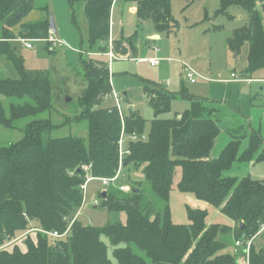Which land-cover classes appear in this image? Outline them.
<instances>
[{
    "label": "trees",
    "instance_id": "1",
    "mask_svg": "<svg viewBox=\"0 0 264 264\" xmlns=\"http://www.w3.org/2000/svg\"><path fill=\"white\" fill-rule=\"evenodd\" d=\"M134 1L138 18L152 21L158 33H168L175 26L174 0ZM180 1L188 7L205 0ZM260 1L261 10L257 0H221L217 11L230 16L229 8L241 7L248 13L250 25L236 29L227 42L236 53L249 44L246 75L264 70V0ZM66 2L75 25L76 7L85 8L88 52H104L102 42L110 38L114 0ZM35 10L50 15L49 5L38 6L36 0H0V56L19 74L18 79H0V95L17 100L8 111L0 101V123L9 129H23L26 135L22 142L0 145V264H114L103 235L109 239L118 264H236L232 254L224 253L227 243L217 238L231 231L236 238L252 237L264 226V181L230 175L238 162L264 161V152L257 156L263 146L261 133L245 125L229 130L231 141L221 156L214 158L221 128L213 118V109L203 100L188 98V110L180 117L176 114L166 119L162 116L170 112L177 95L162 86L145 88L154 112L151 130L146 141L129 143L131 154L125 164L144 166L146 181L160 200L150 201L141 189L142 183L138 184L140 189L128 193L111 186L100 193L102 204L111 212H125L126 222L115 221L103 227L83 225L75 216L84 204L86 167H91L95 178L114 177L123 128L128 135H143L146 120L136 112L121 115L115 106L93 108L107 78L91 76L87 62L82 61L83 68L78 72L86 71V82L78 99L79 113L72 122L87 123V137L56 138L53 133L59 126L52 120L32 121L52 109L55 89L67 86L58 82L59 78L53 79L50 72L27 70L18 46L12 44L18 39L48 38L50 18L23 22ZM15 28L18 33L11 30ZM68 93L67 88L64 97ZM67 102L64 98L60 103ZM25 122V128H21L19 125ZM244 141L247 147L242 150ZM178 169H182L178 190L219 209L235 223L234 228L217 223L208 226L207 213L202 210L189 209V225L172 220L170 198ZM121 183L122 178L118 181ZM73 220L64 237L53 239L46 234L63 235ZM30 230H36V237L27 236V252L18 246L5 248ZM251 264H264V250H256L254 245Z\"/></svg>",
    "mask_w": 264,
    "mask_h": 264
},
{
    "label": "rangeland",
    "instance_id": "2",
    "mask_svg": "<svg viewBox=\"0 0 264 264\" xmlns=\"http://www.w3.org/2000/svg\"><path fill=\"white\" fill-rule=\"evenodd\" d=\"M63 1L67 6L61 5L53 8V4H51L50 0H36L38 6L43 7L46 4H50L51 14L47 15L44 14L43 11L35 10L30 13L23 22H34L39 16H44L50 18V21L54 23L58 34L59 30L61 31L64 28L61 22L65 25L66 33L71 30L76 34L74 28L75 23L73 22L72 17L70 18L71 10L68 7L66 0ZM260 5L261 1L257 0L259 10H261ZM115 6L118 7V15L119 10H121L123 6H125L126 10H130L132 6H137V2L134 0H117ZM220 6L221 0L199 1L188 7L184 1L174 0L172 2V16L175 19L176 24L168 33H158L155 30L153 22L150 20L142 23L138 22L137 18L135 20L128 19L130 29L136 30H133L132 33L131 31H128L126 38H128L131 43L135 42V49L142 50L144 52L143 57H148L150 55H155L153 50L150 51V45H156L162 51L161 56L167 57L169 59L168 61L172 63V71L170 74L166 71L167 66L170 64L169 62H166L168 65L162 64L161 66H164L162 69L160 67L155 69L150 66L148 62L139 64L140 62L137 61L139 58L136 57L133 59L128 58L121 64L125 66V77L122 80L123 82L126 81L129 89V92H119V95L123 98L121 101V107L124 109V112H129V102L125 93H129V100L134 99L139 101L137 109L141 116L147 120L144 134L149 133L151 128L150 121L153 118V110L149 106L143 91L147 86L161 87L158 82L164 81L163 86L166 87L167 91L177 95L171 103L170 112L162 116L163 118L169 119L173 118L176 114H183L190 108L188 98H197L207 102L213 97L212 91H216L217 94L221 96L219 99H225L226 92L224 89H219V86H222V83L198 81L200 79L206 80L207 78L210 81L229 80L232 78L233 73L236 75L235 79H244V76L248 77V79H257L258 77L264 76V74L260 72L246 75L245 70L248 66L249 51L248 43H245L238 53L233 52L227 44L228 39L233 36L236 29L250 25L248 13L241 7H231L228 10L230 16L217 14ZM75 10L79 39L77 45L74 46V49L68 48L69 44L65 40H63L66 43L65 47H57L53 49L43 41L34 42V48L32 50L24 48L19 41L15 40L12 43L19 47L18 54L23 58L24 66L27 70L50 72L53 79L55 78L56 73L61 74L65 71L68 74L57 76V79L59 78L57 81L66 83L67 86H61L58 90L55 89V99L52 109L46 110L32 118V121L45 119L52 120L54 124L59 126V128L53 133V136L56 138L69 136L84 138L88 135L87 123L72 122L76 113H79V110L76 108L79 96L81 95L86 82L84 81L86 71L73 72L72 70L74 68L70 66L69 61H71L72 64L77 65V58L78 62L82 58H90V56L87 55V53H89V25L84 12L85 8L76 7ZM124 15L128 17L129 14L127 11H124ZM155 33H157L156 36L159 39L154 42L151 38L155 36ZM55 37L58 38L57 35ZM59 38H61V36ZM68 50L75 51L69 52ZM98 56L99 57L96 58H104L102 54ZM182 59L186 60L189 63L191 70L196 73L198 77V82L196 84H191L189 81L185 80V74L180 72L178 61L180 62ZM138 66H141V68H138ZM74 71H76V69H74ZM170 76L171 79L169 81L168 79ZM3 78L18 79L19 74L5 57L0 56V79ZM65 78L71 81V84H68ZM234 85H236L234 92L239 94L240 91V96L246 97L245 107L247 113H252L255 117L253 122H251L252 127L259 130L261 134H264V130L261 129V126L264 125V106L261 103V100L264 101V89L262 90L261 88H264V85H259V82H255L254 84L243 83ZM234 85L230 84V86ZM67 88L69 93L64 97L65 95H63V93L66 92ZM230 91L231 87L229 93ZM244 94H246V96H244ZM64 98L66 102L68 101L67 104L60 103L63 102ZM249 98H252L257 106L262 107L252 106V100ZM227 100L230 101V94L228 95ZM231 100L235 102L234 95L231 96ZM0 101L7 111L11 103L17 102V100L9 99L3 95H0ZM112 101H114L113 98ZM18 102L20 103L21 101ZM113 103L115 104V101L111 104L113 105ZM114 106H116V104ZM26 124L27 122L19 126L25 128ZM239 127L241 128V126H236L230 128V130ZM25 136L23 129H9L0 123V145L7 146L9 144L22 142ZM231 136L232 134L230 135L229 133L221 134L218 139H216L214 150H217L214 153H217V157L221 156L225 146L231 141ZM240 137H242V135H240ZM127 143L125 144L124 139V149H127ZM241 149L243 150L244 147H241ZM214 153L212 157H214ZM253 172L258 173V175L252 177L253 179L264 180V161L259 162L253 168ZM121 178L122 183L120 185L128 186L132 190L140 189L138 184L142 183L141 189L150 201L160 200V198L154 194L151 185L146 181L144 166H125ZM181 180L182 169H178L173 179V190L170 198L172 220L175 223L189 225L191 222L189 218V209H192L205 211L210 223L226 224L224 226L230 225L229 219L224 217L220 212L219 214L215 213L217 210L214 209L210 203L197 199L192 193L180 192L178 190V183L181 182ZM102 186L103 185L99 180H91L87 183L85 206H83L81 212H79L80 214L77 216L78 222L92 227H103L115 221L125 223V212H111L102 204L103 197L101 198L100 196V193L104 191V187ZM95 200L99 201V206L93 205ZM227 227L232 228L231 226ZM260 230L261 231L255 235V238L264 235V228L261 227ZM260 238L263 239V236ZM217 239L227 243L224 253H231L234 256L232 253L235 243L234 234L232 232L220 233ZM262 239L257 242V250H259L261 246L264 247V240ZM102 240L109 247L110 259L114 264H118L117 259L113 256V247L111 246L109 239L103 235ZM262 249L264 250V248ZM139 254L142 256L145 255L140 250Z\"/></svg>",
    "mask_w": 264,
    "mask_h": 264
},
{
    "label": "crops",
    "instance_id": "3",
    "mask_svg": "<svg viewBox=\"0 0 264 264\" xmlns=\"http://www.w3.org/2000/svg\"><path fill=\"white\" fill-rule=\"evenodd\" d=\"M50 1H51V4H53V8H55L56 6H61V5L67 6L66 3L63 0H50ZM116 1L114 2V6H113V9H112V15H111L110 38L106 42H102V45L104 46L105 51L102 52V53H90L89 52V53H87V55L90 56V58H88V59H83L82 58L79 62H78V58H77V65L72 64L71 61H69V63H70V66H72L74 69H76V71H74V69L72 71L73 72H77L80 69L81 62L85 61L88 64V71H89V74L91 76H93V77L105 76L107 78V85L102 90L100 95L97 97L96 101L93 104V108H95V109H97V108H110V107H114L115 104H116L115 107H117L118 106V101H119V106H120L123 114L129 115L130 112H136L137 114H139L141 116L139 110L137 109L139 101H136L134 99H130L129 100V98H130L129 93H125L126 97L128 98V102H129V104H128L129 112H126V111L124 112V109H122V107H121V101H122L123 98L121 97V95H119L120 94L119 92H122V91L129 92V89H128L126 81L123 82V80H122L125 77L124 76V74H125V66H123L121 64L123 62H125V60H127L128 58H130V59H133L134 57L139 58L137 61L140 62L139 64H143L146 61H142V60L151 59V58H156L157 57V58L164 59V61L161 62V64L159 66H155L154 68L158 69L160 67L162 69L164 66H161V65L162 64L163 65H168V63H166V62H169L170 64L167 66V70L166 71H168V73L170 74L171 71H172V63L170 61H168L169 59L167 57L161 56L162 51L156 45H150L149 49H150V51L153 50L155 55H150L148 57H143L144 52L142 50L135 49V42L131 43L129 41V39L126 38L128 31H131V33H132L133 30H136V29H130V25L128 24V19L135 20L137 18L138 22H142V23H144L145 21H142L140 18H138V15H137L138 8H137V6L136 7L132 6L130 8V10L129 9L126 10L125 6H123L121 8V10H119V13L117 15L118 7L115 6ZM48 5H50V4H48ZM52 11H54V10H52ZM124 11H127V13L129 14L128 17H126L124 15ZM131 11H133V12H131ZM48 12H51L50 6H49V11ZM44 14H46V13H44ZM44 18H47V17H44V16L40 17L39 16L36 19V21L42 20ZM70 18H71V11H70ZM26 22H32V21H26ZM61 24L64 26V28L61 31L59 30V34L57 33L56 28H54L55 29V33L58 36V39L59 40H65L69 44L68 48L74 49V46L77 45L78 39H79L78 38V29H77L78 27H77V25H74V28H75V31H76V34H75L71 30H69V32L66 33L65 32V25L62 22H61ZM18 28L11 29V30H13V32H15V33H18L19 32ZM156 34L157 33H155V36L151 38V40H153L154 42L159 39V38H157ZM60 36H61V38H59ZM16 41H18V40H16ZM39 42H41V41H39ZM21 45L24 46L22 43H21ZM78 46H79V44H78ZM155 47L159 48L160 52H156L155 51ZM24 48H26V47L24 46ZM18 49H19V47H18ZM68 51L69 52H74L75 50H68ZM101 54L104 56V58H96V57H99L98 55H101ZM182 60L184 62L188 63L186 60H184V59H182ZM178 63H179L178 65L180 67V72L183 74L184 73L183 66H182V64L179 61H178ZM81 67L83 68V66H81ZM138 68H141V66H138ZM111 69H112V71H111ZM259 72L264 74V70L263 71H259ZM61 74L68 75L65 71H63ZM61 74L56 73L55 79H57V76L61 75ZM233 75H235V74L233 73L232 74V78L229 79V80H211L210 81L207 78H206V80H204V79L198 80V81H206V82H209V83L210 82L211 83L212 82L222 83L221 84L222 86H219V89H224V91L226 92V96L224 97L225 99H219V98H221V96H219L216 91H212V96L213 97L211 99H209L206 103L208 104V106L211 109H213V118L217 121L219 127L221 128V134H227V133H229L230 128H233V127H236V126H243V125L248 126L251 129H254L256 131H259V130L255 129V128H253L252 125H251V122H253V119L255 117H254V115L252 113H247V109L245 107L246 97L240 96L241 95L240 91H239V94H236L234 92L235 87H236V85H234V84H243V83L254 84L255 82H259V85H261V84L264 85V79H262V78H264V76L258 77L257 79H251V78L248 79V77H246V76L243 77L244 79H235L236 75L234 77H233ZM170 79H171V76L169 77L168 80L170 81ZM158 83L160 84V86H162V87H164L166 89V87L163 86L164 85V81H161V82H158ZM68 84H71V81H68ZM171 84H172V82H171ZM230 84L234 85V86H230ZM147 87L151 88V86H147ZM147 87H145V88H147ZM222 87H224V88H222ZM230 87H231V91L229 93ZM261 89L263 90L264 88H261ZM143 91H144V96L147 99V102L149 104V97L146 94L145 89ZM229 94H230V101L227 100ZM232 95H234V101L235 102H233L231 100V96ZM244 96H246V94H244ZM112 98L115 101V104L113 103V105L111 104L112 102H114V101H112ZM249 99L252 100V106H254V107H262V106H257L254 103L252 98H249ZM261 103L264 106V101L261 100ZM179 116H181V114H179ZM153 118H154V112H153ZM152 119H151V121H152ZM146 122H147V120H146ZM261 129L264 130V125L261 126ZM150 130H151V128H150ZM148 134H144L146 136V139H148ZM129 136L130 135L126 134L125 144L128 142L126 150H129L128 149L129 143L132 142L130 140ZM263 136H264V134L262 133L261 137L263 139V144H264V137ZM242 147H244V148L247 147L246 141H244L242 143ZM216 150L217 149H215L214 152ZM261 152H264V146H262V149L258 152L257 156H259ZM218 157H217V153H214V158H218ZM258 163L259 162H257L256 160L251 161L250 163H239L238 162V163H236L234 165V168H233V170H232L230 175L234 176V177H238L240 179L241 178H245V177H251L252 178V177L258 175L257 172H255V173L253 172V168ZM125 166H127V165L125 164ZM254 180H259V179H254ZM260 181H264V180H260ZM86 189H87V186H86ZM103 189L105 190V188H103ZM85 195H86V192H85ZM85 195H84V204H83V206H85ZM170 205H171V200H170ZM82 208L79 210V212H81ZM213 208L217 210V212H215V213L219 214L220 210L215 208V207H213ZM79 212L75 216V219H78L77 216H78V214H80ZM224 217H226V216H224ZM227 219H229V218H227ZM229 223H230V225H227V226H231L232 228L235 227V223L232 220L229 219ZM207 224L209 226V225H212V224H215V223H210L209 220H208ZM217 224H221V223H217ZM221 225H226V224H221ZM231 232L234 234V231H231ZM27 236H30L31 238L36 237V230H30L26 234L25 233L21 234L16 240H14L11 243H9L8 245H6L5 248L8 249V250H12L15 246H18L22 251L27 252V247H26V244H25ZM261 236L264 237V235H260L254 240L253 245L256 248V250L258 249L257 242L262 239V238H260ZM234 237H235V235H234ZM236 239L237 238L235 237V240ZM262 240H264V238ZM262 248H264V247L261 246V248H259V250H261ZM234 250H235V247H233V252H232L233 254H234Z\"/></svg>",
    "mask_w": 264,
    "mask_h": 264
},
{
    "label": "built area",
    "instance_id": "4",
    "mask_svg": "<svg viewBox=\"0 0 264 264\" xmlns=\"http://www.w3.org/2000/svg\"><path fill=\"white\" fill-rule=\"evenodd\" d=\"M115 1L116 0H114V2ZM113 6H114V4H113ZM55 36H56L55 29L50 28L49 36L45 40L18 39V41L20 43H22L29 50L34 48V45H33L34 42H39V41L46 42L51 49L57 48V47H65L66 46L65 41L59 40ZM155 51L160 52V49L155 47ZM142 61H146L151 66L155 67V66H159L161 64V62L164 61V59L156 57V58H151V59H145ZM180 63L183 66L186 80L192 84H195L197 82V78H198L196 73L191 70L188 63L184 62L183 60H181ZM233 77H234V75H233ZM117 109L120 112V114L122 115V110L119 106V101H118ZM129 137H130V140L132 142L146 141L147 140L145 135H139L137 133H132ZM125 138H126V133H125V129L123 128L122 135H121L120 142H119V147H120L119 166L117 169V173L115 174L114 177H112V178H95L91 174V167H86V170H87L86 182L84 185H82L84 195L86 192L87 183L90 182L91 180H99L102 183L103 187L105 188L104 192H106V190H108L111 186H118L122 192L128 193L131 191L130 187L125 186V185L119 186V184H118V181L122 176V170L125 167V159L127 158V156H129L131 154L129 150H126L123 148V142H124ZM93 204L95 206L100 205L99 201H97V200H95L93 202ZM74 221L75 220H73L70 223V225L67 228V231L63 235L59 234L58 232H49V233H47V235L53 239H58V238L64 237L69 232ZM263 228H264V226H263ZM255 239H256L255 236H252V237L242 236V237L237 238L235 240L234 257L236 260V264H251V250H252L253 243H254Z\"/></svg>",
    "mask_w": 264,
    "mask_h": 264
},
{
    "label": "water",
    "instance_id": "5",
    "mask_svg": "<svg viewBox=\"0 0 264 264\" xmlns=\"http://www.w3.org/2000/svg\"><path fill=\"white\" fill-rule=\"evenodd\" d=\"M51 28H55V26H54V23L53 22H51ZM158 38V37H157Z\"/></svg>",
    "mask_w": 264,
    "mask_h": 264
}]
</instances>
